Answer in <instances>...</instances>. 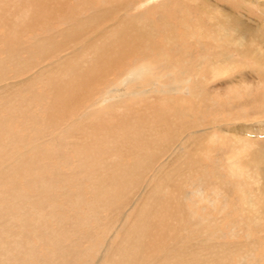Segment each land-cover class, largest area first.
<instances>
[{
	"label": "bare ground",
	"instance_id": "obj_1",
	"mask_svg": "<svg viewBox=\"0 0 264 264\" xmlns=\"http://www.w3.org/2000/svg\"><path fill=\"white\" fill-rule=\"evenodd\" d=\"M145 1L0 0V264H264V101L217 119L226 147L187 106L264 76V22Z\"/></svg>",
	"mask_w": 264,
	"mask_h": 264
},
{
	"label": "rangeland",
	"instance_id": "obj_2",
	"mask_svg": "<svg viewBox=\"0 0 264 264\" xmlns=\"http://www.w3.org/2000/svg\"><path fill=\"white\" fill-rule=\"evenodd\" d=\"M154 1L155 0H146L145 1L146 4L145 3H142L141 4V7H143V6L145 7L147 4L150 5ZM220 2H222L223 4L228 3L227 5L232 4V8H235V10L238 12L239 15L240 14H246V15L248 14L249 17H251L253 20H255V21H257V20L258 21H262L263 20L262 22H264V6H262V4H264V0H258V1L256 0V2H255V0H250V2H245L243 0H237V1L236 0H233V1L232 0H227V1L226 0H222ZM252 22L255 23L254 21H252ZM228 51H229L230 57H232L233 59H237V60L240 59V60L244 61L245 65L247 66L246 68L249 71L252 70V68H255L256 69V67L258 66V64H256V62L254 60L250 59V57L245 56V58H243V57H241L238 54V52H236L232 48H229ZM198 54L200 55V54H203V53H198ZM253 61H254V63H253ZM240 69H242V68H238V72H239ZM205 76H207L208 78L204 77V79H203L204 82L203 83H204V85L206 87H210V85L212 84V82L215 79L211 76L210 73H206ZM187 77H188V75L186 76V78ZM252 77H253V80H254V84H252V83L249 84L248 83L247 86L244 85V87L247 88V91L244 90V89H242V88H240L239 87L240 85L236 81H234V84H232L231 87L230 86L229 87H225V94L226 95H234L236 93V97L237 98L231 101L232 103H235V106H233L230 102H226V104H225L224 107H220L219 106V108H218L217 107L218 103L224 102L223 99H222L223 92L218 91L215 94L214 93V90H210L209 88H208L207 91L204 92V95H203L204 98L199 103L196 104L195 102H191V101H193V99H191L190 101L187 102V106L191 108V113L194 115V117L196 119H198V120L200 119V121H199L200 123L199 124H201V125H199L198 128H204L205 126L206 127H212L211 128L212 132L215 131L213 133L217 136V138L219 139V141L221 142V144L223 146H225V147L226 146H230V143H231V137H230V135H232V134L231 133L229 134L227 132V129H230V128L225 126L226 120H224L223 122L220 121L219 122L220 124H219V123L216 122L217 119L220 116H228L229 114H231L232 116H235V117L236 116H239V114L241 115V112L240 111H237V110H240V108L242 106L249 105L248 104V101H250V98H251V95L252 94H253V100H254L255 103L256 102L257 103H260V102L262 103L264 101V76H260L259 77V75H257V78H255V79H254V76H252ZM225 78H227L226 75H225L224 78H220V81L222 79H225ZM231 79L230 80L233 81V80H235V77H232ZM168 80H169L168 78L165 79V77H159V79L157 80V83L160 84L162 82L160 85H165L168 82ZM233 85H234V87H233ZM252 86H254V88L252 89L253 91L250 90V88ZM183 90L186 91L185 89H182V91H179V93H178V95H180V97H181V95H183L185 93L187 94V92H184ZM242 92H244V93H242ZM206 97L209 98L211 101H213V102H211V107L208 106V104L206 103V100H205ZM260 97H262V99ZM247 107H245V108H247ZM221 112H222V114H221ZM260 117H259V121H264V115H261ZM209 118H210V120L207 121V119H209ZM247 118L245 119V121H242V120H240V121H242L243 124H250L251 126H253L255 120L250 119L251 118L250 116H248ZM237 123H239V122H237ZM234 130H233V132H234ZM34 135H35V133H34ZM225 142H226V144L228 143L229 145L228 144L226 145ZM223 146H218L216 148V153L213 155V160L215 162L217 161L216 162L217 163L216 164L217 165V169H219L220 167L225 166V162L224 161H226V159H227V158H225L226 157L225 153L222 150H220ZM215 162H214V166H215ZM223 169H225V167L220 168V170H223ZM143 183H144V179L140 182V185H139V182H137V184H136L137 189L135 191L138 192L139 191V188L141 187V185ZM198 193L201 194L200 196H202L204 198V202H205V205H206L207 208L210 207V206H213L216 203H218L219 200H220V202L217 205H219L220 207H223L225 205V202L226 201H225L224 197H221L218 194V192H216L211 187H204V186H202V188L199 189V192ZM198 193H196V195L199 196ZM214 201H215V203H214ZM80 209L82 211L85 210V208H83V206H80ZM114 212L115 211H113L111 214H109L108 212L106 213L107 214L106 215L107 218L105 219L104 226L101 229L104 230V231H106V233H108V231H110V229L111 230L113 229L111 231V234H112L111 236H113L115 238V237L118 236V232L116 231L117 230L116 229L117 225L114 224L113 226H110V225L107 224L108 223V220L112 218V215H113ZM113 232H115V234H113ZM253 234L254 235H257L258 234L257 228L253 229ZM240 237H242V234H240ZM263 244H264V242H263ZM263 244H262V249H263L262 250V253L264 254V248H263L264 245ZM263 259H264V256H263ZM236 264H238V263L236 262Z\"/></svg>",
	"mask_w": 264,
	"mask_h": 264
}]
</instances>
